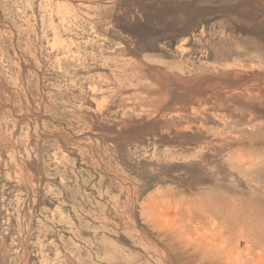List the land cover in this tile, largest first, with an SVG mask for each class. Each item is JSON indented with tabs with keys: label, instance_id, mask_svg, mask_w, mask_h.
Returning <instances> with one entry per match:
<instances>
[{
	"label": "rangeland",
	"instance_id": "374dc122",
	"mask_svg": "<svg viewBox=\"0 0 264 264\" xmlns=\"http://www.w3.org/2000/svg\"><path fill=\"white\" fill-rule=\"evenodd\" d=\"M0 264H264V0H0Z\"/></svg>",
	"mask_w": 264,
	"mask_h": 264
}]
</instances>
